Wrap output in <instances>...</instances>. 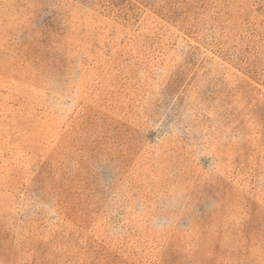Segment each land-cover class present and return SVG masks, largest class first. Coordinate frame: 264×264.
Instances as JSON below:
<instances>
[{
    "label": "rangeland",
    "instance_id": "obj_1",
    "mask_svg": "<svg viewBox=\"0 0 264 264\" xmlns=\"http://www.w3.org/2000/svg\"><path fill=\"white\" fill-rule=\"evenodd\" d=\"M0 264H264V0H0Z\"/></svg>",
    "mask_w": 264,
    "mask_h": 264
}]
</instances>
